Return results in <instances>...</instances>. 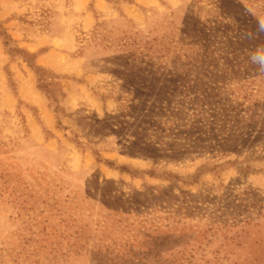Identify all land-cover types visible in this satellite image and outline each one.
<instances>
[{
  "label": "rangeland",
  "instance_id": "374dc122",
  "mask_svg": "<svg viewBox=\"0 0 264 264\" xmlns=\"http://www.w3.org/2000/svg\"><path fill=\"white\" fill-rule=\"evenodd\" d=\"M254 54L264 0H0V264H264Z\"/></svg>",
  "mask_w": 264,
  "mask_h": 264
},
{
  "label": "trees",
  "instance_id": "16d2710c",
  "mask_svg": "<svg viewBox=\"0 0 264 264\" xmlns=\"http://www.w3.org/2000/svg\"><path fill=\"white\" fill-rule=\"evenodd\" d=\"M22 53H24V55H26L27 57L32 59V55L28 54L27 52L22 51ZM32 61V60H31ZM30 67L32 69H34L36 78H37V87L44 91L45 94L48 96V98H52L51 92L47 89V85L45 83V80L52 76L53 74L51 72H48L46 70H43L40 67L35 66L34 64L30 63Z\"/></svg>",
  "mask_w": 264,
  "mask_h": 264
},
{
  "label": "clouds",
  "instance_id": "9594fccd",
  "mask_svg": "<svg viewBox=\"0 0 264 264\" xmlns=\"http://www.w3.org/2000/svg\"><path fill=\"white\" fill-rule=\"evenodd\" d=\"M251 59L254 63L258 64L262 69H264V55L254 54Z\"/></svg>",
  "mask_w": 264,
  "mask_h": 264
},
{
  "label": "crops",
  "instance_id": "0c3cea01",
  "mask_svg": "<svg viewBox=\"0 0 264 264\" xmlns=\"http://www.w3.org/2000/svg\"><path fill=\"white\" fill-rule=\"evenodd\" d=\"M56 39L58 40V37H56Z\"/></svg>",
  "mask_w": 264,
  "mask_h": 264
}]
</instances>
